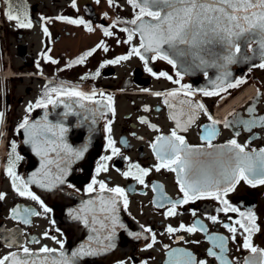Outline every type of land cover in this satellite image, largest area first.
Listing matches in <instances>:
<instances>
[{"label": "flooded vegetation", "instance_id": "1", "mask_svg": "<svg viewBox=\"0 0 264 264\" xmlns=\"http://www.w3.org/2000/svg\"><path fill=\"white\" fill-rule=\"evenodd\" d=\"M72 5L73 0H0V112L4 113L3 123H0V195L4 196L0 199V258L10 251L22 250L23 247H28L30 251H40L43 247L58 250L60 245L57 240L64 242V249L69 255L81 244L92 243L95 246V241L89 242L88 237L97 233L86 227L82 220L69 215L73 210L81 209L89 200L97 201L98 204L97 198L100 195H115L107 191L101 194L99 183L94 185L96 191L89 193L87 186L95 178L98 182L103 181L108 188L125 189L128 205L125 208L123 198H119L118 215L125 227H117L115 247L85 258L84 264H171L175 250L190 254L193 264H221L218 259L221 255L228 264H246L247 260H255L259 264L264 257V185L253 187L242 180L234 191L222 197L233 207L239 208V212L221 211L225 205L220 200L207 197L190 200L187 204H177L176 214L167 215L172 203L183 199V193L176 172L164 167L156 170L160 161L152 145L157 137L170 136L176 128V121L171 118L174 112L182 123L186 121L187 117L179 113L178 101L189 97H168L170 103L177 105L176 109H172L164 103L165 95L157 96L155 93L179 89L180 84L159 76V73L166 72L176 80L180 79L176 76L180 70L165 60H150L148 67L157 73V76H153L146 71L144 62L136 55L118 64L101 67L107 60L127 55L133 46L139 47L138 34L129 44L126 43L128 33L120 31L124 27H133L125 21L134 19L137 9L128 0H113L112 4L109 0H99V3L97 0H75L76 6ZM9 7L14 14L18 11L27 12L33 26L20 28L16 21H9ZM61 16L82 18L93 30L89 31L86 25L58 19ZM45 27L47 33L44 32ZM104 27L110 28L113 35L105 36ZM101 42L107 46L108 51L97 48ZM92 49L96 51L84 63H73ZM242 52L248 56L251 50ZM261 62L238 61L232 64L230 70L233 77L228 82L240 80L241 83L221 91L219 95L204 96L196 91L190 99L203 103L207 114L201 111L186 131L183 128L177 129L178 135L183 136L193 148L213 151L208 149L207 141L203 139L211 125L208 118L211 115L220 121L215 126L216 135L212 138L216 150L232 139L246 146L248 152L255 150L258 153L264 149V125L259 123V118L264 117V69L258 67ZM69 64L72 66L69 67ZM97 71L100 72L99 76H95ZM181 74V84L192 85L193 89L214 90L212 82L216 78L213 70L198 72L193 77ZM51 87L76 88L89 95L95 92L94 101L103 103H84L89 108H98L104 115L98 112L96 124L91 125L73 114L64 117L62 114L67 111L64 104L55 107L49 105L47 109L33 108L29 112V104L34 105L46 88ZM247 89H251V93L235 104L236 95ZM100 93H104V96ZM108 96L112 97L111 102L107 100ZM59 99L73 104L77 111H82L74 103L77 98L62 96ZM45 112L52 123H63L68 129L65 140L69 145L80 147L87 142L89 150L82 160L72 165L67 183L74 187H68L67 183L51 189L29 185L30 190L43 201L42 206L31 197L18 194L11 177L7 175V168L12 157L11 143L15 142L16 153L22 157L16 161V174L27 181L26 175L32 165L37 168V172L40 170L38 166L41 165V158L25 143L26 133L19 129V124L25 117L30 122L43 120ZM253 118L257 123L251 130L239 123ZM109 121L111 133L106 131ZM225 121H228V126H225ZM89 128L92 130L89 131ZM109 136L120 150L118 155L112 156L108 146ZM103 156H112V159L103 161ZM104 163L108 170H101L97 174V166ZM136 164L150 169L144 177L145 184H140L133 176L124 175L130 170V165ZM131 171L136 173L137 169L131 168ZM45 206L51 211L45 212ZM13 209L21 210L29 223H24ZM23 209H30L40 215H28L23 213ZM249 210L257 218V230L251 234L250 242L258 250L256 253L244 247L248 233L236 223H246V218L241 217L240 212L246 213ZM86 214L91 220L90 213ZM193 225L197 227L195 232L185 230ZM225 225L236 228V232L229 231ZM170 226L178 230L170 233ZM96 228L99 229L100 225L97 224ZM147 229H151V232ZM1 233L8 242L6 238H1ZM105 233L106 230H101V237ZM129 233L139 234L140 238ZM218 237L224 238L223 252ZM11 240H15V243L9 247ZM149 244L152 246L148 247ZM212 252L216 255H211Z\"/></svg>", "mask_w": 264, "mask_h": 264}, {"label": "snow or ice", "instance_id": "2", "mask_svg": "<svg viewBox=\"0 0 264 264\" xmlns=\"http://www.w3.org/2000/svg\"><path fill=\"white\" fill-rule=\"evenodd\" d=\"M99 3V0H97ZM112 4L113 0H109ZM135 9H137L135 18L125 23L131 24L133 27L121 28L120 31L128 33L126 43L131 44L133 38L138 34L140 38L139 47L133 46L127 55L119 56L113 60H107L101 67L107 64H118L123 60L129 59L132 55L138 56L145 64L146 71L153 76L157 73L151 67H148L150 60L162 59L168 64L176 68L178 64L187 65L185 71L189 68H218L222 69L220 75L216 77L214 90L207 88L193 89L192 85L181 84L183 75L180 71L176 72V76L180 79L173 80V77L166 72H160L159 76L166 77L172 80L173 83L180 84L179 89L172 90L168 93L157 92L155 95H165V104L170 108L176 109L177 105L170 103L168 97L177 98L183 95L189 99H179L180 115L186 116L184 123L177 118V114H172V119L176 121V128L172 130L170 136L157 137L156 142L152 145L156 152L157 159L160 163L156 166L159 171L161 167L168 168L170 171L177 173L180 191L183 193V199L172 203L167 215L176 214L177 204H187L190 200L195 201L202 198L213 197L225 205L221 211L224 212H239V208L233 207L226 197L227 194L235 190L236 185L240 181H245L249 185L255 187L264 185V149L248 152L246 146H242L235 139L228 141L226 145L220 146L216 150V146L212 144V138L216 135L215 126L220 123L208 116L211 120V125L207 128L206 135L203 137L207 141L208 149L213 151H205L196 149L188 145L185 138L178 135L177 129L183 128L187 130V126L193 123L201 111L207 114V109L201 102L190 99L195 95L196 91L201 92L204 96L219 95L221 91L230 87L238 86L241 81L236 80L235 83L228 82V77L231 75L227 71L228 66L237 63L238 61H248L251 59L242 52V45L248 50H253L252 45L257 48L253 50L257 52L261 63L258 67L264 69V0H128ZM75 7V0H73ZM9 21H16L20 28H31L32 22L28 17L27 12L13 13L11 7L7 13ZM61 20H67L68 23L77 25H86L89 31H92L90 25L81 19H71L67 17H58ZM116 23H120L117 21ZM115 27V24L113 25ZM105 36H112L113 32L110 28H103ZM44 32L48 29L45 27ZM97 48H103L106 52L108 48L101 42ZM96 49H92L78 60L75 64L84 63L88 56L93 55ZM151 54V55H149ZM57 63V61H52ZM72 64H69L71 67ZM207 75V72L204 73ZM97 71L95 76H99ZM55 95V98H54ZM96 93L89 95L76 88L51 87L46 88L43 96L33 105L29 104L28 111L33 108L47 109L49 105L58 106L64 104L67 110L62 115L67 117L69 114L76 115L83 122H90L91 125L96 124V115L99 112L98 108H89L84 101H94ZM103 97L104 93H100ZM62 96L68 98H77L74 103L82 111H77V108L71 103H65L59 99ZM107 100L112 101V97L108 96ZM96 104H102L103 101H94ZM110 107V104L108 105ZM114 111V109H111ZM249 111H252L250 109ZM101 116L103 112H99ZM4 113L0 112V123H3ZM142 122H146L142 120ZM225 126H228V121H225ZM245 127L251 130V127L257 123L255 118L248 121H240ZM259 123L264 125V117L259 118ZM152 127H155L154 125ZM19 129H23L26 133L25 143L30 145L36 155L41 158L40 170L34 172L28 181H24L22 177L15 172L16 161L22 159L16 153V143H11L12 157L9 159L7 175L11 177L13 187L20 196H28L31 199L39 201L43 206V201L34 192L30 190V184H37L41 188L51 189L58 185L67 183V178L71 172L72 165L77 161L82 160L89 150V143H83L80 147H72L65 140V133L68 129L63 123H52L48 119V113L45 112L43 120L30 122L27 117L19 124ZM92 129L89 128V131ZM106 131L111 133V121L106 126ZM115 141L108 138V146L112 150V156L118 155L120 150L116 148ZM112 156H103V161H109ZM131 168L137 169L136 173L131 171ZM107 171L106 163L98 165L96 168L97 174L101 171ZM150 169L141 168L140 165H130V170L124 175L133 176L140 184H145L144 177L148 175ZM20 182L19 184L17 182ZM99 183L100 193L105 191L114 193V196L105 197L100 195L97 201L89 200L85 202L81 209L73 210L69 213L76 220H82L86 227H90L95 236H89V242L95 241V246L92 243L81 244L77 249L71 252L69 256L64 249V242L57 240L60 245V259L54 257H45L43 260L21 259L16 252H12L0 258V264H77V261L96 256L102 252H107L115 247V235L117 227L123 229L125 225L120 221L118 215L119 198H123V205L127 208L128 199L125 189L120 187L108 188L103 181L92 179L87 186L89 193L96 191L94 185ZM68 187H74L73 184L67 183ZM146 186V185H145ZM155 190V188H154ZM4 196L0 195V199ZM164 199H167L166 197ZM45 212H50L51 209L44 207ZM16 216H19L24 223H29V220L21 214V210L13 209ZM23 213L28 215H40V213L32 212L30 209H23ZM90 213L91 220L89 219ZM195 214V213H193ZM101 215L103 218H101ZM241 217L246 218V223L236 221L243 230L248 233L244 247L250 248L253 253L258 250L251 245V234L257 230L256 216L251 210L248 212H240ZM213 220L216 217H212ZM108 221L109 223H105ZM100 228L97 229L96 225ZM229 231L235 233L236 228L229 227ZM181 228H184L181 225ZM106 230V233L101 237L100 231ZM178 229L168 228V232H175ZM188 232H195L196 225L185 229ZM151 232V229H147ZM139 239L140 235L129 233ZM55 239V237H53ZM220 241L219 247L222 252L224 249V238L218 237ZM153 242L155 235L152 236ZM15 243V240L9 241V247ZM152 245L149 244L148 247ZM23 253L26 257L34 255L28 247H23ZM42 253H53L56 249L43 247L40 249ZM215 256L216 253L212 252ZM221 264H228L223 255L219 256ZM171 264H193V258L190 254L182 250L173 252V260ZM205 264V262H200ZM246 264H257L255 260H247ZM259 264H264V257Z\"/></svg>", "mask_w": 264, "mask_h": 264}, {"label": "water", "instance_id": "3", "mask_svg": "<svg viewBox=\"0 0 264 264\" xmlns=\"http://www.w3.org/2000/svg\"><path fill=\"white\" fill-rule=\"evenodd\" d=\"M256 48H257V46L254 44L252 49L255 50ZM243 50H246V48H244L243 45H242V51ZM253 50H251V52L248 54V57L251 58L248 61L251 62V63L255 62L256 60H261L259 55H258V53L254 52ZM230 66L231 65H229L228 69H227V71L230 72V74H231L228 77V81H230L231 78L233 77V72H232V70H230ZM186 67H187V65H183L182 66L180 64H178V66H177L178 70H180L182 73L190 75L191 77L195 76L198 72H204V71H207V70H213L214 77L216 78L223 71L222 69H218V68H195V67L189 68L187 71H185ZM32 122H34V121H32ZM38 167H40V166H38ZM34 172H37V168L32 165L28 169V172H27V175H26V180L27 181L31 178V176H32V174ZM30 185H32L34 187H39L37 184H30ZM41 189H46V188H41ZM2 237L6 238V236L4 234L2 235V233H1V238ZM5 241L8 242L7 238L5 239ZM16 245L18 246V245H20V243H16ZM63 251L68 254L66 249H63ZM12 252H16L20 256L21 259H29V260H36V261L43 260L45 257H49V258L54 257L56 259H60V249L56 250L53 253H42L41 251H31L32 253H34V255L29 256V257L25 256V254L23 253V250H13V251H10L9 253H7V255H9ZM69 256H71V255H69ZM84 261H85V258H82L80 262H79V260L77 261V264H84ZM6 264H10V261L6 262Z\"/></svg>", "mask_w": 264, "mask_h": 264}, {"label": "bare ground", "instance_id": "4", "mask_svg": "<svg viewBox=\"0 0 264 264\" xmlns=\"http://www.w3.org/2000/svg\"><path fill=\"white\" fill-rule=\"evenodd\" d=\"M250 93H251V89H247L243 92L242 91L239 92L238 95H236L235 104L240 103L244 99V97H246Z\"/></svg>", "mask_w": 264, "mask_h": 264}]
</instances>
